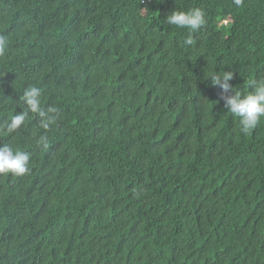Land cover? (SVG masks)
I'll list each match as a JSON object with an SVG mask.
<instances>
[{"label":"trees","instance_id":"trees-1","mask_svg":"<svg viewBox=\"0 0 264 264\" xmlns=\"http://www.w3.org/2000/svg\"><path fill=\"white\" fill-rule=\"evenodd\" d=\"M0 35V125L29 86L60 113L0 131L31 169L0 174V264H264V118L209 79L264 77V0H0Z\"/></svg>","mask_w":264,"mask_h":264},{"label":"clouds","instance_id":"clouds-1","mask_svg":"<svg viewBox=\"0 0 264 264\" xmlns=\"http://www.w3.org/2000/svg\"><path fill=\"white\" fill-rule=\"evenodd\" d=\"M235 5L240 6L243 0H234ZM170 25L181 28H187L190 32L185 40L186 44H192V35L197 33L205 24V13L200 8H192L187 11L173 10L165 17ZM9 46V40L6 36L0 35V56L6 54ZM209 79L214 85H218L222 90V99L224 107L234 117H239L240 130L248 134L254 129L261 118H264V77L250 81L251 91L242 92L234 88L230 81L234 79V71L231 69L221 73L212 74ZM21 101L26 102L27 111L15 114L4 125H0V131H6L12 134L18 131L24 124L29 112L38 115L41 118L40 127L48 129L55 124L59 118V109L48 107L47 110L41 107V89L36 86L26 87ZM39 143L47 146V137L41 136ZM30 154L25 151L14 150L12 146L3 144L0 146V174H12L15 176H24L29 173Z\"/></svg>","mask_w":264,"mask_h":264}]
</instances>
